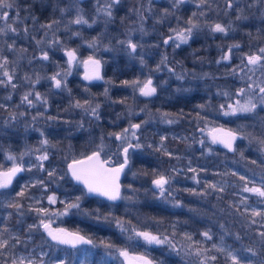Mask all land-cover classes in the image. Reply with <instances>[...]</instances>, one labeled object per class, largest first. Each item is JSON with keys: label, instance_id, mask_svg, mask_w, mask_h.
Segmentation results:
<instances>
[{"label": "trees", "instance_id": "trees-1", "mask_svg": "<svg viewBox=\"0 0 264 264\" xmlns=\"http://www.w3.org/2000/svg\"><path fill=\"white\" fill-rule=\"evenodd\" d=\"M67 1L70 5L65 6V1L63 2L62 0H15V5L20 6L18 7L21 10L20 13L23 11L28 18L26 23L28 31L20 34H27L29 38L25 47L26 51H28L29 59L36 58L42 64L46 61L45 65H40L39 62L38 65L34 64L39 66L46 75H55L61 70L63 71L60 73L62 75L64 70L67 71V69L61 62L57 61V57L68 49L80 48L75 40L71 39L72 35H74L73 32L55 34V30L51 33L46 27L49 33L46 34L43 31L45 27H41V25L46 26L48 24L57 27L63 23V16L60 15L61 11L67 8L70 10L74 4V0ZM95 1L98 2L100 7L104 6L106 2V0ZM78 3L80 4V2ZM147 6H149V0H122L118 7L117 5L113 7V18L107 21L108 25H105L109 32L106 33L107 35L101 34L102 40L99 38L98 40L95 35L90 37L85 35V41L92 42L95 39L96 43L100 42L105 50L108 49V51L113 53L109 54V60L106 61L105 81L99 85H90L87 84L84 77H76L77 75L74 72L73 74L70 73L65 77L66 88L62 87L58 91L48 93L50 110L44 114L45 117L38 118L35 109L31 111L30 107H24L21 102L23 95L30 90L31 82L29 80L26 83L23 82L26 86L27 83L30 84L27 89L21 88V85L15 89L10 85H0V105H2L0 107V171L9 167L7 156L10 153L17 155L24 153L23 158L19 160V164H22L26 169L11 190L0 193V233H2L3 239L9 243L7 249H0V264H11L13 258L20 256L32 258L35 264H41V261H43V264H55L63 260V251H68V249L50 243L41 227H34L30 230L29 226L39 224L41 217L39 218L36 209L45 208L48 209L49 213L51 210L61 212L64 211L66 203L75 202L77 197L81 198L79 201L80 207L78 209H70L73 216L64 222V228L80 232L92 240L93 244L87 249L94 248L97 252L85 260L83 264H118V261L115 263V261L112 262L107 259L115 254L118 255V250L121 249H125L130 253L144 254L143 239L136 236V233L145 230H151L153 234L156 233L162 238L167 236L175 245V254L171 251L173 248L167 244L161 248L162 253L160 250H147V254L158 264H185L186 260L184 259L186 257L182 256L181 253L185 252V250L188 251V245L197 244L202 248L203 241H206L201 233L209 231L207 229L208 222L200 220L198 216L200 212H193L194 215L190 212L189 214L166 212L167 208L158 210L160 207H153V210L143 212V216L140 215V218H138L140 219L139 222L145 224L144 226H134L135 228L130 229L126 227L123 230L117 227L118 231H120L119 233L114 229L115 220L119 216L129 217V215L121 212L118 204H111L95 197H89L81 186L71 180L68 174V163L91 154L93 150H97L100 144L98 140L101 137L104 140L105 138L108 139L106 146L108 149L103 148V150H107L106 152L110 155L113 153L110 147H115L118 144V140L115 138L110 143L107 133L123 131L124 126L119 125L117 122L116 112L114 114L111 110L109 112L104 111L103 107L106 106L108 109L113 107V111L115 107L117 112H119L124 110L127 104H136L138 101L135 91L136 86L131 83L125 85L123 81H139V78L135 64L131 63L132 60L127 58L123 52L127 51V49L120 43L122 40H119V37L115 38V36L124 38V32L128 31L129 33V28L137 27L138 30H141L142 24H144V28L140 31V34L144 35V37L140 38V48L148 49L150 46V32L147 28ZM142 16L143 20L141 19ZM53 21H58V23H53ZM139 21L141 22L140 26L138 25L140 24ZM0 25H2L1 22ZM20 30L22 31V29ZM84 31L85 33L91 31L94 34V30L91 29ZM30 33H35V35ZM79 34L84 35L82 32ZM254 35L253 39H256L258 36ZM12 40L14 41L10 36H0V63L3 62L2 58H7L9 63L5 68L14 75L12 83L17 84V82H20L18 80L20 75L23 74V77H29L31 73L28 68L19 66L18 60L14 58V53L9 48ZM37 41H41V43L38 44ZM37 44L40 45V48L37 47ZM45 51L48 52L49 59L42 61L40 57ZM189 54V52H186L184 56H180L179 60L176 56L170 57L174 73L187 81L188 91H190L189 89H194L189 107L183 113L177 112L172 116L175 117L176 123L165 126L163 121L159 120L155 123L144 124L143 119L140 122V118H130L134 123H143V127H140V133L144 139L143 150L146 149L145 146L158 147L157 152H155L156 156L150 151L148 152L156 158L159 164H163L164 168L167 169L165 176L171 179H173L178 168L195 169L194 167L203 168L210 165L208 163L209 160L205 157L197 158L196 154L194 155L196 153L194 150L190 161L185 158L188 152L184 154L188 149L187 145L193 143L192 127L196 123L197 109H201V105L206 107L213 106L212 100H199V90L201 89L200 72L194 68L196 61H188L185 58L186 56H193ZM110 57L111 59L112 57L114 58L112 63L109 62L111 60ZM238 76L239 74L235 73V81L239 78ZM0 79L6 80V77L0 76ZM45 85L47 84L42 83L40 87ZM174 85L176 86V83H173V89L175 88ZM204 86L210 87L211 82L208 85L204 82ZM40 87H37V89L44 93ZM173 89L169 92V95L176 94ZM105 90H107L106 95ZM77 101L81 104L89 101L91 106L99 104V120L91 116L90 113H86L84 109L75 107ZM120 101H123V103H120ZM139 105L136 104V110ZM262 124L264 125V122ZM257 127V125H251L252 129ZM35 129L48 131L47 133L50 135L48 145L42 147L41 143H32L30 141L36 136L33 134ZM256 131L262 130L256 129ZM53 133L57 135H53ZM162 137L166 139L162 140ZM24 140L26 144L23 143ZM37 149H40V151H36ZM44 150L47 151L49 158L42 162L43 169H40L38 167L40 162L37 157L42 155ZM234 154L226 153L229 157H233ZM49 172H54V175L50 177L48 175ZM37 181L42 182V184L37 183ZM26 185L27 187H25ZM187 185L190 186V184ZM21 191H24V195L18 196L17 194ZM196 191V189L188 188L185 193V191L179 189L171 192L173 196L167 195L166 197L168 200H175L176 198L179 200H193L203 203V206L213 207L219 216L231 217L232 224L235 223L241 236L245 237L242 234L244 226L241 222L243 217L235 215L236 211L230 204L232 199L229 200L227 196H218L214 193L197 195ZM50 195H55L58 198L55 204H49L47 197ZM9 203H19L21 207L18 210L9 208L7 207ZM132 219L131 223L135 221ZM160 230L164 232L161 233ZM214 233L215 231L213 232L211 229L210 234L214 235ZM219 233L218 231L217 236L214 238L215 243L218 238L223 236V233ZM185 234L191 235L192 240L186 239ZM107 245H111V247H107ZM247 246L259 251L260 256L264 259V252L261 251L262 246L251 240H248ZM206 247H210V245L208 244ZM41 253H46V255L42 256ZM121 261L123 260L121 259ZM74 264L82 263L76 261Z\"/></svg>", "mask_w": 264, "mask_h": 264}, {"label": "rangeland", "instance_id": "rangeland-1", "mask_svg": "<svg viewBox=\"0 0 264 264\" xmlns=\"http://www.w3.org/2000/svg\"><path fill=\"white\" fill-rule=\"evenodd\" d=\"M65 1V6L70 3L67 0ZM162 0H157V2H160ZM216 5L214 8V14L217 19V22L228 27L229 33H237L236 40H229L231 41V45L234 43L238 44L237 42L240 41L239 48H236V51L231 52V58H241L242 60L246 59L247 55H252L254 53L259 54V49L264 48V0H261L260 3H256V0H215ZM74 4L73 7L70 8V10L67 8L64 11H61L60 15L63 16L62 21L63 23L59 24L57 27H51L48 28L49 31L52 33L55 30V34L60 33H74L72 35L71 39H74L75 42L79 45L80 48L74 49L76 51L77 55V62L73 63L72 65L68 64V56L67 51L73 50L68 49L65 52H63L59 57H57V60L63 64L66 70H64V73L68 72L70 69V73L76 74V77H84L86 68L84 67L82 61L86 60L89 56H93L95 59L100 60L104 64H106V61L109 60V54H113L108 49L105 50V48L101 45L100 42L96 43V47H90L91 42L85 41V35L86 36H92L95 35L97 39L99 38L102 40L101 34L108 33V28H105V25L108 23L106 21L107 17H105L102 13L97 12L98 2L95 0H79L80 4L77 3V0L73 1ZM229 3H231V7H229ZM64 5V4H63ZM119 5V4H118ZM117 5V7H118ZM174 0H168L165 2L164 6H160L161 11L163 12L162 23H167L168 25H165L168 27L170 31L171 37H175V32L172 30L175 29L177 31L182 30L184 28L189 27V25L186 23L189 19H192L194 23L196 22V10H198L200 7H203L204 4L200 3V0H185L183 4H181L179 7H174ZM22 6V5H21ZM210 7V4L208 5ZM19 5H15V7L11 10H9V17L8 22L11 23L14 19H16V13L21 12ZM103 7V6H101ZM171 9L170 13L165 14V9L169 10ZM77 8L82 10V14L84 15L85 19L89 21V23L92 25L89 27L88 25L84 24H74L70 23L73 19H75L77 15ZM23 9V8H22ZM96 10V11H95ZM185 10V12H184ZM242 10V13L241 11ZM113 11V9H112ZM140 13V12H139ZM193 13H195V17L193 16ZM246 16L247 19H237L238 15ZM92 15V16H90ZM168 16V18H167ZM26 14L22 11L19 15V19L15 24H13L14 27L18 29L17 33H7V35H4L5 37L10 36L14 39V41H10L11 51L14 53V58L18 60L19 66H22V68H28L30 70L31 75L29 76V79H25L22 75L19 76L20 82H17V86L21 85V88L27 89V86L30 84L26 81H30L31 85L29 92H39L43 98H46L47 105H44L42 103H36L35 106H29L27 103H23L24 107L28 106L30 107V110L33 109L36 110L38 118L45 117L44 114L49 112L50 105L48 104V93L58 91L57 88L54 87V82L49 79V77L53 75H46V73L40 69L39 66H37L39 63L40 65H45L46 61L42 62L37 61L36 58L29 59L28 51H26L25 47L27 46V41L29 40L27 34H20L25 33L23 30L20 29L28 28L26 25L27 21ZM95 21V23H92ZM2 24L4 22L0 21ZM101 22V24H100ZM140 22V21H139ZM26 25V26H23ZM139 26L141 25L138 24ZM56 28V29H54ZM144 28V24H142V29ZM48 29L46 27L43 29L44 33H48ZM94 30V34L91 33H85L84 30ZM130 31H125L124 38H120L121 36H115L119 37V40L127 41L131 39L133 43H136L138 45L136 51L130 52V50L127 48L126 44H123L121 46L125 47L127 51H123L127 58L131 59L132 62L136 66V71L138 74L139 81L141 82L138 86H136L135 91L137 93L138 101L136 104H140L138 109L136 110V104H127L126 107H124V110H120L117 112V109L114 107H103L104 111H112L114 114L116 112V116L118 118L119 125H123L124 129L129 128L130 124H141V127H143V123H155L159 120L163 121L165 126H169L172 124H175L176 119L175 117H172L177 112H184L188 107L190 103V98L193 96L194 89L187 90L188 85L187 81L185 79H182L181 76L178 74H175L171 71V69H167L166 71L159 70L156 67L151 66L150 61L148 60L147 56H143L146 53H143L140 48L141 44V37H144V35L141 33V30H138L137 27H131L129 28ZM196 29L193 30L192 38L187 43H181L180 47L183 45H189L190 41L195 38ZM254 29V30H253ZM84 35H76V33H80ZM115 33V32H114ZM34 34L35 33H30ZM222 35V33H220ZM256 35V39H253V35ZM254 35V36H255ZM22 36V37H21ZM101 36V37H100ZM21 37V38H20ZM37 37V36H35ZM227 37V36H226ZM245 38H247V41H245ZM98 39V40H99ZM166 40V39H165ZM118 41V40H117ZM179 41L173 40V46L175 43H178ZM164 43V40H163ZM13 44V45H12ZM233 44V45H234ZM143 45V44H142ZM37 47L40 48V45L37 44ZM179 47V48H180ZM193 47V46H192ZM10 48V47H9ZM175 48V46H174ZM187 48V47H185ZM189 48V47H188ZM195 48V47H193ZM22 50L20 52V50ZM31 49V48H30ZM234 49V48H232ZM38 50V49H36ZM191 54H194L195 51H191V49L187 50ZM226 54V53H225ZM142 55V56H141ZM147 55V54H146ZM42 57V56H41ZM40 57V59L43 61V59ZM114 57V56H113ZM110 57L109 62H113L114 58ZM144 57H147V60H144ZM188 61H196V56H186ZM36 61V62H35ZM145 61V62H144ZM35 62V63H34ZM39 62V63H38ZM37 64V65H34ZM249 68L254 67V71H249L247 74H241V76H238L239 78L236 79V81L241 85H239L236 81L234 82L233 86H230V84H224L222 81H220L218 92H215V96H218V100L214 102L216 107H206L203 106L201 109H197L198 112L196 113V123L194 127H192L193 130V143H189L187 145L188 149L185 151L184 154H187L186 159L190 161L191 154L194 150V155L196 154L197 158L205 157L209 160L208 163H210L209 166H204L203 168H196V171L193 172L190 170V168L181 169L178 168L175 171L173 179L169 178V183L166 186L167 192L163 193V195L160 194V190L155 187L153 184V180L159 178L160 175L165 176L166 170L163 166V164H159L154 156H156L157 152V146L149 147L145 146L144 148V139L142 137V134L140 133L141 130L139 129L136 131L138 141L131 137V129L128 134V139L131 140L133 144H136L139 142L141 145L140 148L135 149V151L130 150L129 152V166H127L125 177L123 181V194L121 197L120 202L118 203L121 212H124V214H128L129 217L119 216L118 219H114L116 223H114L115 231L119 232L117 227L119 228H135V227H141L145 224H142L139 222L140 215L143 216V212L151 211L153 210V207H160L158 210H164L167 208L166 212H180V213H187L189 214L193 212H200L199 218L200 220H205L208 222L207 229L209 232L212 231L214 235H212V240H206L202 243V248H200L197 244H191L188 245V251L185 250V252H182L181 255L185 256L186 258L184 260L185 264H200V261L203 259V256H197L196 250H207L206 255L207 256H216L217 259L215 261H208V264H230V261L227 259L226 252H218L215 249H212V244L214 242L215 236H217L218 231L219 234L223 233V244L227 249H230L232 251L237 252L238 254L243 249L249 248L248 240L255 241L260 246L261 245V237L259 236V232L264 231V217H253L250 215L253 209L257 211H264V197H259L252 193H246L243 191V188L247 182L248 187H264V145H261L258 141L260 138L264 137V125L262 122H264V110H261L259 107L256 110V113L254 114H238L237 116H224L222 114V110L220 109V105L224 104L225 109L227 110V104L234 103L235 100L239 99L241 103H244L245 100L248 98V96H252L254 100L258 99L256 94L254 92L248 91L249 84L253 85V88H255V91L258 92V88H256V85L264 86V68H260L259 66H251L248 65ZM21 68V67H19ZM55 69V68H54ZM36 71V72H35ZM63 72L62 70L59 71V73ZM238 73L237 71H235ZM62 73V75H64ZM239 74V73H238ZM37 75V76H36ZM61 75V76H62ZM37 77L40 78L39 83H33ZM59 78V77H58ZM148 79L152 80V86L156 88V93L153 96L146 97L140 94L139 88L143 86V82L147 81ZM25 82V83H23ZM42 83H45L44 87H40ZM173 83H176L175 88L173 89ZM26 86V87H25ZM37 87H40L43 89L42 93L40 90L37 89ZM244 88L246 90V93L244 96L237 95V92L239 89ZM174 90L176 94L169 95V92L171 90ZM203 92V91H202ZM228 93L227 96L222 95V93ZM210 93V92H209ZM46 94V95H45ZM24 96V95H23ZM231 96V98L229 97ZM141 97V99H140ZM29 99H34V96H30ZM223 100H225L223 102ZM22 102V100H21ZM111 102V101H110ZM188 102V103H184ZM112 103V102H111ZM112 105H114L112 103ZM102 109V108H101ZM134 110V111H133ZM172 112V113H171ZM187 112V111H186ZM189 113V112H187ZM167 114V115H165ZM187 115V114H186ZM140 118V122L142 119L144 120L143 123L138 122H132L130 118ZM171 120L172 123H168L167 121ZM251 125H257L258 127L255 129L251 128ZM223 129L225 131L232 130L234 132H237L239 134H243L244 136L248 137L247 139H240L241 141L238 143L237 150L233 157H229L226 155V151L219 149V147L216 144H213L211 142V138L209 136V132L211 129ZM256 129H261L262 131H256ZM34 138H32L30 141L32 143H41L42 140L47 139L50 140L49 133H47V130L39 129L33 131ZM123 131L118 132L117 134H121ZM43 134V135H42ZM56 133H53L55 135ZM108 134V138L111 140L115 138V136ZM259 134V135H257ZM57 135V134H56ZM36 137V139H35ZM116 139V138H115ZM107 138L105 140L103 137H101L99 141V146L103 144V148H106L107 146ZM203 141V143H201ZM191 142V141H190ZM24 144H26L25 140L23 141ZM28 143V142H27ZM122 141L118 140V144L116 145L119 148V151L117 153L118 161L117 163H121V147ZM115 146V147H116ZM126 146V145H125ZM108 149V147L106 148ZM111 150L114 149V147H110ZM211 149V150H209ZM94 151V150H93ZM92 151V152H93ZM107 151V150H106ZM105 150H102L101 154L104 159H108L110 154H108ZM148 151L153 153L154 156H152ZM154 151V152H153ZM249 151V154H248ZM91 152V153H92ZM243 152V156L240 155V153ZM9 155H14L17 157L16 163H19V160L21 159V155L10 153ZM7 156V157H8ZM88 156V155H87ZM182 156V155H181ZM23 158V157H22ZM169 158V157H168ZM252 161H255L253 163ZM9 167H12L13 161L8 160ZM178 165V164H177ZM6 168L5 170H7ZM3 170V171H5ZM235 173V175L233 174ZM69 174V173H68ZM154 175V176H153ZM244 176L245 180H241L240 177ZM166 177V176H165ZM195 177V179H193ZM167 178V177H166ZM199 181V183H197ZM187 184H190L188 186ZM209 184H215L217 187L215 189L209 188ZM188 188L196 189L197 195L205 194V193H214L218 196H227L230 199H232L231 203L233 209L236 211L235 215L242 216V225L244 226L242 229V234H244L245 237L241 236V233L237 230V226L235 223L232 224L231 217L228 216H219L218 213H216V210L213 207L209 206H203V203H198L193 200H168L166 197L167 195L173 196L171 194L172 191H178L179 189L187 191ZM220 188H223V191H219ZM247 198L244 203L241 201L244 200V198ZM127 198V199H126ZM58 199V198H57ZM245 208L248 209L247 212H245ZM125 210V211H124ZM62 212V211H61ZM205 212V213H204ZM60 212L51 210L49 215L44 216L43 214H39V218L44 219L45 222H51L52 228H64V222L66 220H69L73 215L70 210H68L66 215H59ZM134 218V219H132ZM210 218V219H208ZM132 220H135L134 222H130ZM255 219L257 221L256 224H252L251 221ZM117 221L122 222L121 225L117 223ZM135 226V227H134ZM223 226V227H221ZM42 228V227H41ZM66 229V228H64ZM218 229V230H217ZM43 230V228H42ZM69 230V229H67ZM146 232L152 233L151 230H145ZM135 232V231H134ZM144 232V231H141ZM160 232H164L163 230H160ZM153 234V233H152ZM156 235V233L154 234ZM239 236L240 239L237 240L236 236ZM141 238V237H140ZM247 238V239H246ZM143 239V238H141ZM245 240V241H243ZM207 242V243H206ZM215 243V242H214ZM142 247L145 250L144 254L140 253H129L132 257H145L148 260L152 261V264H158L152 257H150L147 254L148 249H155L160 250L162 253L161 248H163V245H155V244H148L144 240H142ZM209 244L210 247H206ZM216 244H220V238L216 240ZM165 245V244H164ZM252 248V247H251ZM254 251L259 253L256 249L252 248ZM125 250V249H121ZM171 251L174 253V249H171ZM97 252L96 249H87V247H81L79 249H75L74 251L69 250L63 251V260H67L68 264H74L76 261H80L82 264L85 260H87L89 257L95 255ZM164 252V250H163ZM175 254V253H174ZM261 255V254H260ZM258 255L257 257L253 258V264H259V260L263 259L262 256ZM174 256V255H173ZM181 256V257H182ZM119 259V260H118ZM109 261H115L118 264H126L124 261H121L120 255H114L111 258H108ZM55 264H59L55 263Z\"/></svg>", "mask_w": 264, "mask_h": 264}, {"label": "snow or ice", "instance_id": "snow-or-ice-1", "mask_svg": "<svg viewBox=\"0 0 264 264\" xmlns=\"http://www.w3.org/2000/svg\"><path fill=\"white\" fill-rule=\"evenodd\" d=\"M79 0H77V3ZM185 0H174V7H179L181 4H183ZM261 0H256V3H260ZM120 3V0H106L103 7H98L97 12L102 13L105 17H107V20L110 21L113 17V7L115 5H118ZM149 3H151V0H149ZM201 4H206L207 0H200ZM231 7V3L228 5ZM15 7V0H0V21L4 22L2 25H0V36L7 35V33H17L18 29L13 26L19 19V12H17L16 19H14L11 23L8 22L9 17V10L13 9ZM64 11V10H62ZM150 11V9H149ZM165 14L168 13V10L165 9ZM242 13V10H240ZM195 13H193V16L195 17ZM201 15H204L202 12ZM143 20V16L141 17ZM237 19H247L246 16L238 15ZM107 22V21H106ZM53 23H58V21H53ZM70 23H74L77 25L84 24L91 27L92 25L89 23L87 19H85L84 15L82 14V10L77 8V15L75 19L70 21ZM92 23H95L93 21ZM189 27L184 28L182 30H175L172 31L175 32V37H169L168 39L164 40V44H168L169 40L179 41L178 43H175V48H179L181 43H187L192 38V33L195 28L198 27L196 23L193 22L192 19H189L186 22ZM41 27H48L51 28L52 24L48 25H41ZM211 28L212 32H218L222 33L224 35H227L229 28L220 24L215 23L213 25L209 26ZM25 33H27L28 29L25 27L22 29ZM142 30V29H141ZM79 33H76L78 35ZM58 42V41H57ZM37 43H41V41H37ZM121 44H126L127 48L130 50V52H135L138 45L136 43H133L131 39L127 41H120ZM12 47L11 45L9 46ZM90 47H96V40L94 39ZM239 44L232 45L229 47L227 54L223 55L221 57V61H226L231 58V52L232 48H239ZM259 54H252L246 56V63L247 65L251 66H259L260 68H264V48H260ZM68 56V64L72 65L73 63L77 62V55L75 50L67 51ZM43 60H48L49 55L48 52H43L42 57ZM3 62L0 63V76L6 77L5 79H0V85L8 86L10 85L13 89L17 87L15 83H12L14 79V75L9 73V71L6 70L5 66L9 63L7 58H2ZM167 60V57H163L161 60V63H165ZM244 61H242L243 63ZM84 67L86 68V72L84 75V79L91 81V80H98L103 79V77L100 75V68H101V61L98 59H95L93 56H89L86 60L82 61ZM217 63H220V61H217ZM249 71H254L253 68H249ZM235 72V69H233V73ZM70 74V69L68 72L64 73L63 76L59 72H57L55 75L49 77L50 80L54 82V87L57 89H60L62 87L66 88V79L65 77ZM59 77V78H58ZM25 79H29V77L25 76ZM40 78L37 77L33 83H39ZM125 85L132 84L133 86H138L141 82L140 81H123ZM256 88H258V92L255 91V88H253V85L249 84L248 91L254 92L258 99L254 100L252 96H248V98L245 100L244 103H241L239 99L235 100L234 103L227 104V110L224 111L225 105L221 104L220 109L222 110V114L224 116H237L238 114H254L256 113L257 108L259 107L261 110H264V86L256 85ZM140 94L146 97H150L155 95L156 88L152 86V80L148 79L147 81L143 82V86L139 88ZM246 93V90L244 88H241L238 90L237 95L244 96ZM107 94V90H105V95ZM222 95L227 96L228 93H222ZM30 96H34V99H29ZM10 99V97H9ZM22 103H27L29 106H35L36 103H42L44 105H47L46 98H43L39 92H29L25 94L22 97ZM120 103H123V101H120ZM87 105V107H86ZM2 107V105H0ZM75 107L82 108L86 113H90L91 116L95 117L97 120H99V104L95 106H91L89 101H85L83 104H81L79 101L76 102ZM203 107V105H201ZM167 115V114H165ZM168 123H172L173 121L168 120ZM141 124H130L129 128H125L123 130V133L117 134V133H111L110 135L115 136L117 140L122 141L121 147L123 152V160L122 163L119 165V167H106L108 161L101 158V152L103 150V144L98 146L97 150L93 151L90 155L84 157L83 159H74L70 164H68V170L71 174V177L77 181L78 183L84 185L87 194H93L97 196L106 197L110 201H117L121 199V185H120V175L124 171V168L129 163V150L132 149L135 151V149H138L141 147L139 142L136 144H133L131 140L128 139V134L130 132V129H140ZM43 135V134H42ZM209 136L211 138V142L213 144L219 143L224 145V147L228 148L231 151H236L234 145L237 139H247L248 137L244 136L243 134L238 135L236 132L232 130L225 131L223 129H211L209 132ZM131 137L136 139L138 141L137 133L136 131H131ZM166 139L165 137H162V140ZM261 145H264V137L260 138L258 141ZM203 143V141H201ZM49 141L47 139H44L41 141V146L48 145ZM126 145V146H125ZM211 150V149H209ZM36 151H40V149H37ZM24 153L21 154V159L23 157ZM241 156H243V152L240 153ZM48 153L46 150H44L42 155H39L37 157V160L40 162L38 164V167L40 169H43V161L48 160ZM8 160L13 161L12 167L8 168L6 171H0V189H7L12 185L13 179L16 177V175L20 172L25 171L26 169L23 167L22 164L16 163L17 157L14 155H9L7 157ZM255 163V161H252ZM30 170V169H29ZM191 171L195 172V169H190ZM235 175V173H233ZM48 175L51 177L54 175V172H49ZM195 179V177H193ZM241 180H245L244 176L240 177ZM153 184L160 190V194L163 195L165 189V185L169 183V178H166L163 175H160L159 178L154 179ZM37 183H41L40 181H37ZM199 183V181H197ZM27 187V185L25 186ZM209 188L215 189L217 186L215 184H209ZM219 191H223V188H220ZM243 191L246 193H252L259 197H264V187H248L247 182L243 188ZM18 196H23L24 191H21L17 194ZM49 204H55L57 202V197L55 195H50L47 197ZM80 197L76 198L75 202L66 203L64 211L60 212L59 215H66L68 210L70 209H78L80 207ZM127 199V198H126ZM246 197L241 202L244 203L246 201ZM64 203V202H62ZM9 208H16L17 210L21 207L19 203H9L7 205ZM38 214H43L44 216L49 215L48 209L45 208H39L36 209ZM248 209L245 208V212H247ZM253 217H264V211H257L255 209L252 210L250 213ZM107 219V218H106ZM118 224L122 227V222L117 221ZM252 224H256L257 221L253 219L251 221ZM40 228L42 227L43 230L47 233V236L50 237L51 241H54L57 245H68L72 248H76L80 244H91L92 241L90 239H86L83 235H81L79 232H69L67 229L64 228H52L51 222H45L44 219H40L38 225H30L29 229L32 228ZM223 227V226H221ZM264 227V225H262ZM123 230V228H122ZM201 235L206 240H212L213 237L210 234L209 231H205L201 233ZM136 236L143 238L145 242L148 244H155V245H164L167 244L169 247L175 249V245L172 243V241L167 237L164 236L163 238L160 235H154L150 232H137ZM186 239L189 241L192 240V236L189 234H185ZM259 236L261 237V245L262 249L261 251L264 252V231L259 232ZM236 239L239 240L240 237L237 235ZM223 236L220 237V244L213 243L212 249H215L218 252H226L227 259L230 261V264H253V258L260 255V253H257L254 251L251 247L247 249L241 250V252L238 254L235 251H232L230 249H227L223 244ZM9 247V243L7 240L3 239L2 233H0V249H7ZM107 247H111V245H107ZM207 250H196L197 256H203V259L200 261V264H208V261H215L217 259L216 256H207L206 253ZM119 255L123 256L126 260H129V264H132V261H136V264H152L151 260H148L145 257H129V253L126 250H118ZM41 255H46V253H41ZM11 264H35V261L30 257L20 256L18 258H13L11 260ZM41 264H43V261H41ZM59 264H68L67 260H60ZM259 264H264V259L259 260Z\"/></svg>", "mask_w": 264, "mask_h": 264}, {"label": "flooded vegetation", "instance_id": "flooded-vegetation-1", "mask_svg": "<svg viewBox=\"0 0 264 264\" xmlns=\"http://www.w3.org/2000/svg\"><path fill=\"white\" fill-rule=\"evenodd\" d=\"M121 1L122 0H120V2ZM165 2H167L168 4V0H162L160 2H157V0H151V3H149V6H147V28L150 32V46L148 49L142 50L143 53L147 54H144L143 56L148 57L151 66L156 67L163 72H167V69H171V71L174 72V69H172L170 57L176 56L179 60L180 56H184L188 49H191V51H195V53L192 54L193 56H196L194 68L200 72L201 83V89L199 90V100H212V107H216L217 104L215 103V105L214 102L218 100V96H215V92L217 93L219 90V88L217 87L219 86L220 81H222L224 84H230V86H233L235 82L234 75L236 73H233V69H235V71L239 73V76H241V74L245 75L248 72L247 68H249V66L246 63V59L244 61V59L242 60L241 58L232 57L229 60L221 61V57L225 55V53L227 54L229 47L234 44L233 43L231 45V41L236 40V36L238 34L233 31V33L228 32L227 35H221L218 32L211 31V28L209 26L218 23L214 14L216 1L207 0V3L204 4L203 7H200L198 10H196V14L198 13L196 15V22L198 27L196 29V37L190 41V44L186 46L183 45L180 48H174L173 40H169L168 44H164L163 40L168 39L169 37H171V35L168 27L165 26L168 24L162 23V21L164 20L162 18L163 12L158 6L159 4L160 6H164ZM209 4L210 7L208 6ZM170 11L171 9L169 8L168 13H170ZM202 12L204 13V15H201ZM245 41H247V38H245ZM237 43L239 44L240 41ZM192 46L195 48H193ZM233 51H236V48L232 49V52ZM254 54H258V52ZM165 56L167 57L166 62L161 63V60ZM147 57H144L145 61L147 60ZM217 61H220V63H217ZM242 61L244 62L242 63ZM103 65L104 71L106 72V64L103 63ZM204 82H206L207 85L209 82H211V86L205 87ZM87 84L90 83L87 82ZM229 97L231 98V96ZM224 101L225 100H223V102ZM118 151L119 148L117 146L114 147L113 153L111 155V157L114 158L116 164H118V157H116Z\"/></svg>", "mask_w": 264, "mask_h": 264}, {"label": "water", "instance_id": "water-1", "mask_svg": "<svg viewBox=\"0 0 264 264\" xmlns=\"http://www.w3.org/2000/svg\"><path fill=\"white\" fill-rule=\"evenodd\" d=\"M100 75L103 77V79H98V80H91V81H88V80H86L88 83H90V84H102L104 81H105V71H104V65H103V63L101 62V68H100ZM132 131H137V129H131ZM237 133V132H236ZM238 135H240L239 133H237ZM241 140L240 139H237L236 140V142H235V145H234V147H235V149H237V147H238V143L240 142ZM216 145L219 147V149H221V150H224V151H226V152H228L229 154H233L235 151H231V150H229L228 148H226V147H224V145H222V144H219V143H216ZM130 150H132V149H130ZM130 150H129V152H130ZM90 155V154H89ZM121 156H122V160H123V152H121ZM86 157V156H85ZM84 158V157H83ZM83 158H80V159H83ZM101 158L102 159H104L103 158V156H102V154H101ZM104 160H107L108 161V163H107V165H106V167H119V165L121 164H116V162H115V160L113 159V157H109L108 159H104ZM73 161V160H72ZM71 161V162H72ZM71 162H69L68 164H70ZM68 166V165H67ZM127 166H129V163H128V165ZM127 166L124 168V171L121 173V175H120V185H121V197H122V192H123V180H124V178L123 177H125V172H126V169H127ZM67 169H68V167H67ZM1 171H3V170H1ZM6 171V170H5ZM68 173H69V176H70V178H71V180H73V182L75 183V184H77V185H79V186H81L82 188H83V190H85V192H86V189H85V187H84V185H82V184H80V183H78L77 181H75L72 177H71V174H70V172H69V170H68ZM22 174H24V171L23 172H20V173H18L17 175H16V177L13 179V182H12V185L9 187V188H7V189H0V193L1 192H4V191H8V190H11L12 188H13V186L15 185V182L17 181V179L22 175ZM156 187V186H155ZM157 188V187H156ZM158 189V188H157ZM165 189H166V186H165ZM165 193L167 192V189L164 191ZM86 194H87V192H86ZM89 197H95V198H98V199H101V200H103V201H106V202H108V203H111V204H118L119 202H120V200L121 199H119V200H117V201H110V200H108L106 197H102V196H97V195H93V194H87ZM69 232H77V231H74V230H68ZM45 232V231H44ZM80 233V232H79ZM45 234H46V236H47V233L45 232ZM81 235H83L86 239H90V238H88L86 235H84V234H82V233H80ZM47 239L49 240V242L50 243H52L53 245H57L54 241H51V239H50V237H48L47 236ZM91 240V239H90ZM92 241V240H91ZM93 244V242L91 243V244H80V245H78L76 248H72V247H70V246H68V245H57V246H60V247H63V248H66V249H69V250H75V249H79V248H81V247H89V246H91ZM129 257H132L131 255H129ZM120 258L126 263V264H129V260H126L123 256H120ZM132 264H136V261H132Z\"/></svg>", "mask_w": 264, "mask_h": 264}, {"label": "bare ground", "instance_id": "bare-ground-1", "mask_svg": "<svg viewBox=\"0 0 264 264\" xmlns=\"http://www.w3.org/2000/svg\"><path fill=\"white\" fill-rule=\"evenodd\" d=\"M100 24H101V22H100Z\"/></svg>", "mask_w": 264, "mask_h": 264}]
</instances>
